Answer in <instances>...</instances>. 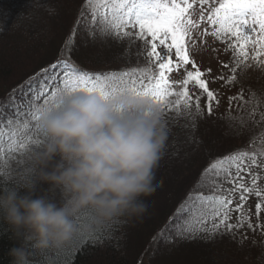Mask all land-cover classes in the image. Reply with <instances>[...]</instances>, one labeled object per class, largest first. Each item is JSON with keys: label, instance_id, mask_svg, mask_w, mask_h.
<instances>
[{"label": "trees", "instance_id": "16d2710c", "mask_svg": "<svg viewBox=\"0 0 264 264\" xmlns=\"http://www.w3.org/2000/svg\"><path fill=\"white\" fill-rule=\"evenodd\" d=\"M102 3L103 0H93L87 11ZM85 4L86 0H0V120L14 115L17 105L21 106V114L26 111L28 100L41 89V85L47 86V96L61 85L65 69L60 65L48 73L42 71L57 64L58 60H67L79 70L90 73L120 72L144 64L143 57L137 55L140 49L135 37L122 41L111 37L93 38L84 25H80L72 36ZM204 6L211 7V4ZM69 36L72 39L65 43ZM53 73L55 80L50 81L47 77ZM237 83L244 89L245 100L250 89L259 91L254 83H247L241 76ZM251 107L239 99L233 100L231 107L228 102L226 111L210 116L204 112L203 118L197 117L194 130L191 120L186 117L175 119L174 112L169 114L166 111L164 117L161 116V124L168 139L155 170V191L142 198L148 204L142 217H118L87 236H75L77 241H89L82 248L72 239L65 246L46 250L34 248L31 242L17 238L13 229L0 220V264H10L9 249L20 244H24L27 250L29 264H264V234L260 229L253 232L247 224L233 233L221 229L214 236L207 231L189 238L176 235L182 228L194 226V217L186 218L181 214L191 202L190 193L207 194L211 191L201 186L204 169L217 158L246 146L252 137H256L257 143L264 141V121L253 124L249 118ZM259 112H264V106ZM229 113L237 119L243 117L244 124L227 119ZM255 119L260 120L259 113ZM230 123L234 125L231 128ZM186 124L189 126L184 127ZM12 128L15 129V124ZM3 131L9 133L8 129ZM6 137L8 139V135ZM26 137L32 145L29 149L17 152L13 146L0 147V191L10 186L19 188L31 178L29 155L42 143L35 122ZM242 175L248 182L247 175ZM260 183L264 186V180ZM231 187L223 183V189ZM47 188L53 187L38 183L35 195L51 199ZM240 195L239 191L232 195L233 205L230 207L234 208ZM246 195L245 219L254 225L264 224V206L258 220L255 205L259 199L254 194ZM61 197L60 193L57 203L62 201ZM252 197L256 202H251ZM240 214L232 211L229 223L235 224ZM78 217L85 221L87 210ZM166 227L171 239L159 236ZM94 233L111 239L97 244L98 237ZM243 236L247 239L241 243ZM29 244L31 248L27 247Z\"/></svg>", "mask_w": 264, "mask_h": 264}, {"label": "snow or ice", "instance_id": "6c2138e0", "mask_svg": "<svg viewBox=\"0 0 264 264\" xmlns=\"http://www.w3.org/2000/svg\"><path fill=\"white\" fill-rule=\"evenodd\" d=\"M92 3L93 0H86L85 9L82 10L72 36L78 31L80 25H84L90 30L93 38L111 37L122 41L125 38L135 37L136 41L142 42L137 55L143 57L144 64L120 72L90 73L79 70L67 60H58L57 64L51 65L50 68L42 69L45 73L50 72V69L56 68L57 65L65 69L62 86L57 85L51 90L52 99L58 94H73L78 91L100 96L117 93L143 94L151 97L161 106V116L167 108L169 114L175 113V119L186 117L191 120L194 130L196 118H203L204 111L200 106L199 96H195L193 104V95H190L188 89L189 84L192 83L202 95L206 94L209 116L212 115V102L219 103L217 94L210 90L208 80L204 78L206 74L211 73V69L201 72L188 52L191 30L198 29L200 23L205 20L208 28L214 29L211 33L214 37L231 41L228 49L233 52L231 63L223 64L231 75L213 77V81L222 80L225 84L232 85L237 83L238 77L244 75L249 68L264 67V60L260 59L264 55V0H199L201 5L199 21H194L189 11L193 9L195 0L191 2L190 0H103L102 5L87 11ZM207 4H211V7L205 10L203 6ZM208 28L204 29L205 35L208 34ZM253 34H256L255 39L252 38ZM72 36L66 38L65 43L72 39ZM249 44L256 46L252 57L255 63L248 62L247 46ZM173 50L175 59H173ZM189 64L195 71L186 70V76L182 82L171 80V73ZM54 78L55 73L47 77L50 81ZM177 84H180L179 91L176 90ZM243 92L244 89L241 88L237 96L229 97L230 107L233 100L239 99L252 106L249 118L254 125L264 121V112H259L261 106H264V94L250 89L248 99L245 100ZM46 95L43 89L39 93H34L27 102L26 111L21 114V106L17 105L14 115L9 116L7 120H0V147L9 141L17 152L32 147L30 142H24L23 137L34 127L41 100H44V105L50 106ZM171 97H175L174 103ZM257 113L260 116L259 121L255 119ZM227 119L236 121L240 125L244 124L243 117L237 119L230 113ZM188 126L184 125V127ZM233 126L232 123L229 124L230 128ZM4 129L9 130L7 140L4 139ZM242 173L247 175L248 182H245V176ZM261 180H264V141L257 143L256 137H252L246 146L217 158L204 169L201 186H206L211 191L207 194L190 193L191 202L186 209L181 210V214L186 218L194 217V226L182 228L176 235L189 238L201 231H207L214 236L221 229L227 233H233L235 229H240L245 224L253 232L260 229L261 234H264V224H252L245 219L247 213L243 211L244 202L248 198L246 194H254L259 199L255 205L259 220L261 208L264 206V186L261 185ZM224 182L233 187L223 189ZM238 191L241 192L239 202L234 208L230 207L233 205L231 197ZM232 211L241 213L235 224L229 223ZM75 220L80 222L79 217ZM209 220L212 222L210 229L205 226ZM94 235L98 237L97 244L107 243L111 239L100 233H94ZM159 236L171 239L167 227L161 230ZM244 239H247V236L242 237L241 243ZM73 242L79 243L80 248L89 243L88 240L77 241L76 237H73ZM27 247L31 248V245ZM79 250L78 248L77 251Z\"/></svg>", "mask_w": 264, "mask_h": 264}, {"label": "clouds", "instance_id": "9594fccd", "mask_svg": "<svg viewBox=\"0 0 264 264\" xmlns=\"http://www.w3.org/2000/svg\"><path fill=\"white\" fill-rule=\"evenodd\" d=\"M35 126L42 143L29 155L31 178L0 191V220L17 238L40 250L59 248L115 218L147 212L142 198L155 191L168 139L151 97L58 94L38 108ZM38 183L58 189L62 201L35 195ZM83 210L88 217L77 222ZM8 255L10 264H29L24 244Z\"/></svg>", "mask_w": 264, "mask_h": 264}, {"label": "rangeland", "instance_id": "374dc122", "mask_svg": "<svg viewBox=\"0 0 264 264\" xmlns=\"http://www.w3.org/2000/svg\"><path fill=\"white\" fill-rule=\"evenodd\" d=\"M2 1H10V0H2ZM5 3V2H1ZM205 10H207L209 7L203 6ZM191 14V18L194 21L200 20V11H201V5L199 3H194L193 9L189 10ZM208 28V23L205 20L204 22L200 23V27L193 28L191 30V39L188 42V52L190 55V58L195 61L196 65L198 66L199 70L201 72H205L207 69H211V73L206 74L204 77L208 80V86L210 90H213L217 94V98L219 100V103H216L215 101L212 102V114L216 115L219 114V111L222 110L226 111L225 109H228V102L229 97H235L241 89V85L238 83L227 85L222 80H215L213 81V77H218L220 75H224L225 77H228L231 75L228 69L223 67V64L225 63H231L233 52L231 49H228V44L231 43L230 40L224 39H217L214 37L211 33L214 31L212 28H208V34H204V29ZM129 31H132V29H129ZM255 35L253 34V39H255ZM235 39V38H232ZM142 42L139 41V49L142 47ZM228 49V50H226ZM256 51V46L253 44H249L247 46V53L249 57V63H255L252 60V57ZM173 59H175L174 50H173ZM261 60H264V55L260 57ZM97 68V67H96ZM186 70L195 71V69L192 68L191 64L187 65L186 67H181L179 71H174L170 74V78L172 81H180L182 82L183 79L186 76ZM104 73V72H103ZM62 77V76H59ZM58 77V78H59ZM64 78V77H63ZM241 79L246 81L247 83H254L256 85V88L259 90L258 93L264 94V67L262 68H249L244 75L241 76ZM55 80V79H54ZM44 90L46 93L48 92L47 86L41 85V89L37 92L39 93L41 90ZM190 95H193V104L195 103V96L200 97V106L203 109V111L207 114V102H206V94H201L199 89L194 88L192 83L188 86ZM176 90H180V84L176 85ZM46 99L51 101L52 97L51 95L47 96ZM173 103L175 101V97L170 98ZM40 106L44 105V100H41ZM204 104V105H202ZM168 112V109L165 108L163 117L165 112ZM208 115V114H207ZM8 133H5L4 139L7 140ZM24 142L27 143L28 137H23ZM10 142V141H9ZM4 143L3 146L10 147L13 146L12 143ZM177 158V157H176ZM175 158V159H176ZM49 185V184H48ZM50 187V185H49ZM47 194L50 196V198L57 202V198L59 197V194L61 193L56 188H47ZM254 197H256L254 195ZM251 198V202H256L255 198ZM258 199V198H256ZM254 217V216H253ZM211 222V220H209ZM207 221L205 226L207 228H211L210 222ZM212 224V223H211ZM169 243V242H166Z\"/></svg>", "mask_w": 264, "mask_h": 264}]
</instances>
